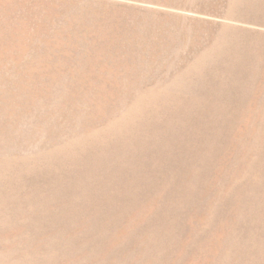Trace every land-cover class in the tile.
<instances>
[{
  "label": "rangeland",
  "instance_id": "rangeland-1",
  "mask_svg": "<svg viewBox=\"0 0 264 264\" xmlns=\"http://www.w3.org/2000/svg\"><path fill=\"white\" fill-rule=\"evenodd\" d=\"M0 264H264V0H0Z\"/></svg>",
  "mask_w": 264,
  "mask_h": 264
}]
</instances>
